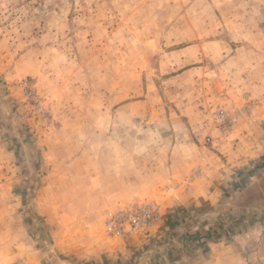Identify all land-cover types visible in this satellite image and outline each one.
Listing matches in <instances>:
<instances>
[{
	"label": "crops",
	"instance_id": "1",
	"mask_svg": "<svg viewBox=\"0 0 264 264\" xmlns=\"http://www.w3.org/2000/svg\"><path fill=\"white\" fill-rule=\"evenodd\" d=\"M223 1L236 9L206 31L227 37L189 45V60H175L205 64L179 75L190 81L223 64L193 102L156 107L151 94L135 103L111 96L87 121L62 117L61 130L35 132L11 89L22 61L0 60V264H264V0ZM240 93L245 111L227 140L211 107ZM141 111L154 129L126 122ZM141 201L162 206L154 228L100 239L107 211Z\"/></svg>",
	"mask_w": 264,
	"mask_h": 264
},
{
	"label": "rangeland",
	"instance_id": "2",
	"mask_svg": "<svg viewBox=\"0 0 264 264\" xmlns=\"http://www.w3.org/2000/svg\"><path fill=\"white\" fill-rule=\"evenodd\" d=\"M230 8L223 0H0V60L6 64L14 58L22 61L11 89L20 93L26 119L37 125L35 132L61 130L62 117L87 121L95 104L102 101L103 106L111 96L118 102L135 103L151 94L156 107H170L175 100L193 102L206 96L211 86L205 78L222 75L223 64L211 63L210 75H194L195 81H190L189 74L182 79L179 75L205 64L174 65L175 60H189L187 56L194 54L189 45L227 37L207 33L206 27L221 26V15ZM229 37L238 44V36ZM229 53L233 56L236 51ZM238 67L235 63L227 68L231 88L238 86ZM25 81L32 84L49 113L48 121L33 109L22 87ZM215 87L223 90L220 83ZM94 93L98 98L92 97ZM232 97L231 103L212 106V116L216 110L235 114L242 109V93ZM128 121L134 128H155L142 111ZM235 129L229 136L219 134L230 140ZM116 209L105 214L102 241H123L106 233L107 215Z\"/></svg>",
	"mask_w": 264,
	"mask_h": 264
},
{
	"label": "built area",
	"instance_id": "3",
	"mask_svg": "<svg viewBox=\"0 0 264 264\" xmlns=\"http://www.w3.org/2000/svg\"><path fill=\"white\" fill-rule=\"evenodd\" d=\"M23 89L33 109L41 113L44 121L50 119L47 110L43 109V105L36 98L32 84L25 81ZM244 109H240L235 114L226 112L225 110H216L213 116L217 121V129L219 133L225 136L235 129V126L244 113ZM212 138L208 137L207 142H211ZM162 217V206L157 201H142L131 204L114 211L107 215L106 233L110 238H120L127 240L135 236L141 231L152 229ZM17 264H26L20 261Z\"/></svg>",
	"mask_w": 264,
	"mask_h": 264
}]
</instances>
